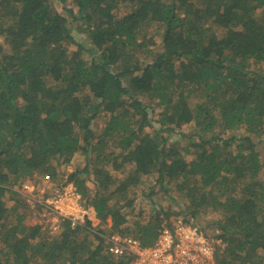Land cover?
I'll list each match as a JSON object with an SVG mask.
<instances>
[{
	"label": "trees",
	"instance_id": "trees-1",
	"mask_svg": "<svg viewBox=\"0 0 264 264\" xmlns=\"http://www.w3.org/2000/svg\"><path fill=\"white\" fill-rule=\"evenodd\" d=\"M45 176L142 246L216 213L221 264H264V0H0V264H128L89 223H25L12 189ZM173 191L179 211L153 202Z\"/></svg>",
	"mask_w": 264,
	"mask_h": 264
},
{
	"label": "built area",
	"instance_id": "built-area-1",
	"mask_svg": "<svg viewBox=\"0 0 264 264\" xmlns=\"http://www.w3.org/2000/svg\"><path fill=\"white\" fill-rule=\"evenodd\" d=\"M49 181L45 176L42 186L22 181L12 189L21 196V203L29 210L28 218L35 221L33 225H48L50 233L57 234L63 223L70 229L83 228L89 223L105 254L127 257L128 264H215V257L226 248L218 229L209 233L205 228L193 226V220L184 216L177 218L171 229L163 228L154 246H142L129 235L101 231L95 228L98 221L94 210L72 184L48 192Z\"/></svg>",
	"mask_w": 264,
	"mask_h": 264
},
{
	"label": "rangeland",
	"instance_id": "rangeland-1",
	"mask_svg": "<svg viewBox=\"0 0 264 264\" xmlns=\"http://www.w3.org/2000/svg\"><path fill=\"white\" fill-rule=\"evenodd\" d=\"M54 7L56 8V10H58L60 12V14L62 16H64L68 20V25H69V28H70V31H71L73 38L76 41H78L79 38L83 37L84 35H82V34L80 35V33H78V27H79L78 14L74 13L73 16H70V14L68 12H66V10H64L62 8V6L56 1H54ZM71 7L72 6L68 5V8H71ZM158 41H159L158 37L151 34L149 37V41H148L149 47L151 49L156 50V48L159 46ZM103 123H104L103 121H99V129L102 128ZM174 136H175L174 133H172V134L170 133V138H171L170 140L171 141H173L177 138V137L175 138ZM181 141H183V140L181 139ZM83 164H84V159L82 157L76 156L75 159L72 161V163L64 170L63 174L61 175L62 179H65V177H67V175L69 173L73 172L75 169H81ZM118 175H120V174L118 173ZM87 184L89 187H92L90 181H88ZM151 185L152 184L149 181H147L145 178L142 179V181L138 185V188H139L138 195L139 196H138L137 202L135 203V207H137V209H139V208L142 210L144 209L143 210L145 213L144 215H149V211L151 209L148 205L147 199L144 197V195L146 196V195H150V193H152L151 192V190H152ZM156 191H157V189H156ZM171 198H173L174 200H172ZM152 199H153V202L155 204L161 205L164 208H167L170 205L174 212L179 211V209L183 208L182 207L183 206L182 200L180 199V197H178V195H176L174 193V191L169 193V196H162V195L156 194L152 197ZM84 202H86V201H84ZM6 205H8V202H6ZM137 213H138V211H135L134 213H132V217ZM218 220H219V216L216 213L214 214V213L208 212L205 216L197 218L196 223L198 226H202L203 229L205 228L206 231H208L210 233L213 230L217 229L215 225L218 222ZM25 223L27 225H33L35 223V221L27 218ZM95 228H100L101 231L107 232V231H109L110 224H109V222L107 224H101V225L98 223V226H96ZM224 252H225V250L222 253H224ZM222 253H218V256L221 255ZM218 256L215 257V264H221V260L219 259L220 256L219 257Z\"/></svg>",
	"mask_w": 264,
	"mask_h": 264
},
{
	"label": "clouds",
	"instance_id": "clouds-1",
	"mask_svg": "<svg viewBox=\"0 0 264 264\" xmlns=\"http://www.w3.org/2000/svg\"><path fill=\"white\" fill-rule=\"evenodd\" d=\"M97 220V219H96ZM99 223V222H98Z\"/></svg>",
	"mask_w": 264,
	"mask_h": 264
}]
</instances>
